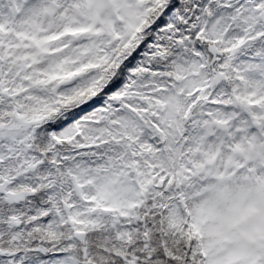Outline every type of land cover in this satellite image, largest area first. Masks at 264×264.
I'll return each mask as SVG.
<instances>
[{
	"label": "snow or ice",
	"instance_id": "6c2138e0",
	"mask_svg": "<svg viewBox=\"0 0 264 264\" xmlns=\"http://www.w3.org/2000/svg\"><path fill=\"white\" fill-rule=\"evenodd\" d=\"M0 264H264V0H0Z\"/></svg>",
	"mask_w": 264,
	"mask_h": 264
}]
</instances>
